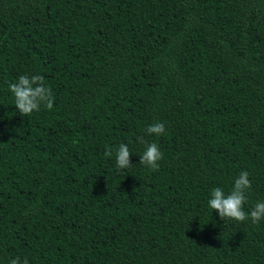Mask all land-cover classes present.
I'll list each match as a JSON object with an SVG mask.
<instances>
[{
  "label": "trees",
  "instance_id": "trees-1",
  "mask_svg": "<svg viewBox=\"0 0 264 264\" xmlns=\"http://www.w3.org/2000/svg\"><path fill=\"white\" fill-rule=\"evenodd\" d=\"M20 75L44 77L51 110H17ZM153 142L158 170L139 163ZM242 171L250 212L264 0H0V264H264V219L208 205Z\"/></svg>",
  "mask_w": 264,
  "mask_h": 264
},
{
  "label": "clouds",
  "instance_id": "clouds-1",
  "mask_svg": "<svg viewBox=\"0 0 264 264\" xmlns=\"http://www.w3.org/2000/svg\"><path fill=\"white\" fill-rule=\"evenodd\" d=\"M9 89L15 97V106L17 110L24 116L31 115L34 111H39L41 105L51 110L53 107V97L51 89L44 84L42 75H20L18 81L11 83ZM149 135L156 136L165 133L163 123H155L147 128ZM113 150L111 147H106L104 152L105 157H111ZM131 152L125 143H121L115 152L116 167L118 170H123L131 167ZM163 158V153L157 143L146 144V149L140 155L139 163L147 166L151 170H158L159 161ZM250 173L242 171L234 180L231 190L226 194L225 191L216 187L211 192V198L208 200V205L215 210L221 220L225 218L233 219L239 222L251 220L252 223H259L264 219V202H256L250 212L244 210V205L247 203V193L251 189ZM10 264H21L20 259L14 258ZM23 264H28L27 260Z\"/></svg>",
  "mask_w": 264,
  "mask_h": 264
}]
</instances>
